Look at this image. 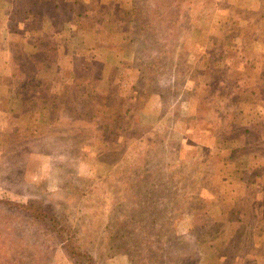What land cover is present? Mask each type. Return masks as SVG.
<instances>
[{
    "label": "rangeland",
    "instance_id": "1",
    "mask_svg": "<svg viewBox=\"0 0 264 264\" xmlns=\"http://www.w3.org/2000/svg\"><path fill=\"white\" fill-rule=\"evenodd\" d=\"M17 1L0 0V264H263L264 0ZM84 65L93 97L48 107Z\"/></svg>",
    "mask_w": 264,
    "mask_h": 264
},
{
    "label": "trees",
    "instance_id": "2",
    "mask_svg": "<svg viewBox=\"0 0 264 264\" xmlns=\"http://www.w3.org/2000/svg\"><path fill=\"white\" fill-rule=\"evenodd\" d=\"M43 1H49V0H43ZM16 3H18V5H19V4L25 3V0H18ZM40 3L42 4V0H40ZM73 3L74 2H72L71 0L70 1H61V0L49 1L50 6L54 7L56 9V12L62 17L69 16V14L73 12V6H70V5H73ZM60 8H63L62 11L59 10ZM13 12L22 14L25 11H24V9H21L20 11H13ZM40 54H41V51L39 49H37L34 53V57H32L29 64L30 65L35 64V66H36V64L40 62ZM28 66L29 65H27V67L24 68V64L23 65L19 64L17 68L21 72L23 69L26 72L27 70H25V69H27ZM88 68L89 67L86 65H84L83 67L73 66V68L70 71L69 77L66 79L67 82L65 84H62L61 89L56 94L51 95V97H49L50 104L48 105V107L51 108L54 103L55 104L63 103L65 106H67L66 104L69 105L71 102H76V101H78V99L75 97L76 94L84 93L86 97L92 98L93 94H94V90L91 87H89V85L82 83V81L84 80V77H85L83 75V74H85L84 71L87 70ZM76 74H77L78 78H76ZM73 88H77V89L73 90ZM64 99H65V103H64ZM80 102H81V106H82L80 114L86 115L88 112L93 111L94 112L93 116L96 115V109H94V110L91 109L88 106V104L85 103L84 100L80 101ZM24 207L25 206H23V208ZM28 208L29 209H25V210L33 212V213H37V214L40 213L39 209L41 211H43V209H41L40 206H37V207L29 206ZM27 211H25V212H27ZM261 211L264 212L263 209ZM260 229H262V228L258 227V230H260ZM80 258H81V256L79 254L78 259H80ZM249 260L250 259H248L246 261H241V262H242V264H248L247 262ZM235 261H238V260L235 258ZM251 264H255V260H252ZM263 264H264V262H263Z\"/></svg>",
    "mask_w": 264,
    "mask_h": 264
},
{
    "label": "crops",
    "instance_id": "3",
    "mask_svg": "<svg viewBox=\"0 0 264 264\" xmlns=\"http://www.w3.org/2000/svg\"><path fill=\"white\" fill-rule=\"evenodd\" d=\"M45 12L47 14L42 13V15H43L42 17L44 19V22H51L52 23L53 14L49 13L46 10H45ZM41 22H43V20ZM47 34H54L53 30H51V27L48 29ZM23 35H25V36H23L25 38L26 36L28 37L29 34L27 32H25ZM254 66H257L256 68L260 69V76L253 78L254 81H255L254 85H256V91H259V89L263 91V88H264V68H263V64H255V65H253V67ZM246 91H248V90H246ZM253 92H255V91L251 90V93H253ZM263 99H264V96H263ZM252 116H256L257 117V114L255 112H253Z\"/></svg>",
    "mask_w": 264,
    "mask_h": 264
}]
</instances>
